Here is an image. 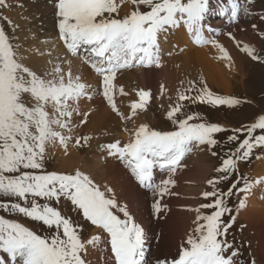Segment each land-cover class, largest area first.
<instances>
[{
    "label": "snow or ice",
    "instance_id": "6c2138e0",
    "mask_svg": "<svg viewBox=\"0 0 264 264\" xmlns=\"http://www.w3.org/2000/svg\"><path fill=\"white\" fill-rule=\"evenodd\" d=\"M57 18L58 38L66 57L59 62L49 59L35 69L23 63L20 46L0 26V264H88L89 248L107 255L110 264H145L144 228L136 221L127 203H121L111 187L97 185L79 169L71 172L47 170L49 149L57 145L67 155L75 127L86 124L90 112L82 111V99H93L98 93L110 110L122 120L132 121L138 110L144 111L152 99L150 90H137L138 99L129 105L124 115L117 104V92L126 96L123 86L114 83L118 73L136 67H162L163 41L183 28L197 46L211 45L218 49L220 59L231 60L227 49L219 42L222 33L208 23L212 15L226 17L237 24L240 14H249L253 0H52ZM133 8L124 15L121 6ZM11 5L0 0V8ZM144 6L147 10H141ZM9 25L12 21L0 13ZM264 20V16H261ZM15 27V26H13ZM256 28V25L252 26ZM207 33V35H206ZM226 35L236 40L232 32ZM264 35V34H262ZM238 47L240 42L236 41ZM86 54V64L98 77L96 88L72 71V60ZM184 49L181 48L180 51ZM241 51L252 60H259L256 50L244 44ZM45 55V53H41ZM50 56V53H47ZM167 55L171 56L169 51ZM183 84V81H181ZM163 94L165 86L160 85ZM171 99V98H170ZM185 101L196 104L235 108L245 101L235 96L215 94L201 79L188 81L168 105V129H157L141 123L134 129L125 128L130 139L101 145L107 155L120 160L130 171L138 186L152 197V214L159 217L168 210L162 203L166 195H175V174L185 167L182 161L194 148L207 150L218 145L216 134L231 132L227 141L234 149L225 153L216 176L206 180L208 190L201 193L206 203L195 208L193 227L176 256L157 260L156 264H236L239 254L233 250L226 235L230 225L222 217L231 211L226 198L247 195L256 185L264 186V177L248 178L239 173V162L249 160L258 146H264V114L254 122L240 127L225 128L205 120L199 113L186 108ZM80 117L79 125L73 123ZM91 139L82 135L74 139L83 146ZM212 156L217 152L211 151ZM157 171L166 178L156 179ZM233 181L227 190L221 182ZM241 181L242 186H241ZM69 202L75 211L98 231L88 238L81 235L82 226L57 207ZM241 208L245 199H240ZM38 222V233L22 220Z\"/></svg>",
    "mask_w": 264,
    "mask_h": 264
},
{
    "label": "bare ground",
    "instance_id": "6f19581e",
    "mask_svg": "<svg viewBox=\"0 0 264 264\" xmlns=\"http://www.w3.org/2000/svg\"><path fill=\"white\" fill-rule=\"evenodd\" d=\"M23 2L26 4L22 5ZM7 3L11 6L5 8L4 13L6 16L12 19L13 24L19 34L17 43L20 46V54L24 57L23 63L35 69H39L42 66H45L46 62L49 59L53 60L56 59L57 57H63V58L66 57L65 48L58 50V48H60L59 46L54 48L53 45L49 44V42L51 41H47V39L51 37L55 32L54 31L55 24L51 17V14L54 15V7L52 0H7ZM19 4L24 8H26L25 11L28 10L27 13L25 11L24 12L27 16H29L31 22H26L25 20H22L21 17L18 16L17 14H12V13L10 14L12 7H18ZM129 5L130 3L123 4L124 7L126 6V8L124 9V7L123 8L121 7L120 9L121 15L130 12L127 9ZM39 14L41 15V19L37 18V15ZM39 22H43L44 26L38 25ZM224 22L226 21H222V23ZM56 23H57V18H56ZM222 23L217 22L216 25H220ZM181 29L182 30H175L173 34H170L167 38V41H163L162 39V47L164 49V53L162 57H170V58H166L164 60V64L158 70L154 72L152 71L153 72L152 79L157 81L161 80V82L164 84L165 88L168 89V91L175 93V94L172 93V95L174 96L176 95V93H178L177 91L187 87L188 81L190 80L199 81L201 79H203L205 82L213 83L216 87H219L220 89H224L226 93H229L231 91L229 86L230 81H228L227 78L225 77L227 71L225 69L220 68L217 65L216 61L213 60L214 57L220 58L219 50L214 48L213 46H211L210 49H205L204 48L205 46L194 45L191 42L190 37L186 34L185 30L183 28ZM21 34L26 35L24 43ZM218 40L220 43H222L225 39L223 37L222 38L220 37ZM248 40H250L251 44H255V46L257 44L259 48L262 46V43L254 42L251 38ZM36 46H39V48L36 49ZM250 47L253 46L251 45ZM181 48H183L184 50L180 51ZM192 49L194 50L193 52L191 51ZM169 51L172 53L171 56L167 55ZM41 53H45V55H41ZM47 53H50V56L47 55ZM244 54L245 52L243 51L240 54H236L238 65L237 68L234 70L238 76H243V66H244V58H245ZM68 58L72 60V71L74 74L81 75L83 81L86 83L89 78L91 79L90 80L91 82H94L95 79L89 77L88 70L85 67L84 63H82V61H79L74 57H68ZM223 61L225 62L224 59ZM225 64L227 65L226 62ZM147 71L148 70H141L138 73L131 72L128 74L127 77H124V75H127L125 73L122 76V78L118 77L117 81L122 84H126V83L132 84V82L136 80L137 78L136 76L139 74H143L146 80L151 81L150 73ZM202 74L205 76L204 78H202ZM124 80H126V83H124ZM181 81H183V84H181ZM131 95H132L131 102L135 101L138 98V96H135L132 93ZM168 95L170 97L171 94ZM96 103L98 105L97 110L94 113L90 112V116L87 123L84 126L79 127L80 134L73 130L71 134L73 136V141L75 137L82 135L88 136L90 131H92L95 134L102 133V139H99V142L108 141L112 139H116V140L123 139V142L124 141L128 142V140L130 139L129 133L123 132L119 128H115L116 125H113L111 121L108 120L106 117L108 116L114 122L116 119L114 117H110L111 115L108 110L103 109L104 105L101 101H97ZM124 104H127L126 101H124ZM79 108L82 110L83 105L80 104ZM146 110L144 111L138 110L137 115L141 116L139 119H137L139 124L143 123V121L146 120L145 119ZM126 113H130L129 107ZM122 133L124 134V137H120ZM113 134L115 136L111 138ZM117 134H120V136H118ZM75 147H71V148L68 147L67 155L65 154L64 149L59 145H57L55 148L52 149L54 151L53 154L57 159L56 167L58 168V171L71 172L78 167L81 169L82 172L86 174L90 173V177L93 179L94 182L97 180L98 183L96 182L95 183L99 186H101L103 182L110 184V181L108 179L110 178L114 179V182L111 183V185L114 187L112 189L114 190V192H116V194H120L121 192H129L135 188L136 185L133 183L131 178L128 177L127 172L123 170L118 165V163L113 162L115 161V158L112 157L113 161L107 160L105 164L101 162L102 153L104 149L100 148L98 145H94L92 139H90L86 145L80 146V149L82 147L86 149V153H85L87 154L86 157L82 155L81 153L82 150H78L77 146ZM194 153L195 152L193 151V154ZM201 160L207 165H204V163L203 164L201 163L200 165L199 162H201ZM211 161H212L211 157H209L206 153H202L196 156L195 158L191 159L190 161V163H192L191 166L186 167L185 165V167L179 169L174 176L175 178L181 179L179 181L181 183V184L179 183L180 185L176 182L179 185L177 191L179 192L183 190L185 193H192L195 190H198V192L202 191L201 189L203 188V185L196 184L192 182V180L195 178L196 173L199 171L201 167L210 168L209 162ZM166 175L167 174H165V176ZM260 175H261L260 177H264V172ZM94 176H96L97 178L95 179ZM262 188L264 190V186ZM259 189H260L259 186H255L253 188L252 196L256 195L254 193L259 191ZM176 194L174 196V199L172 200V203L169 205L171 208H173L170 212V214L174 216L172 220L176 221L183 217L191 218L190 215L188 214L184 215V213H181L179 215L174 211L175 207L184 208L188 203H190V201H188L185 197L182 198V196ZM124 200L127 201L129 204H132L134 201H137L133 199L132 195L129 196L128 194L124 195ZM254 200L256 205H258V203L262 204L260 200H257V197L255 199L254 198L251 199V203L254 202ZM245 202L249 204L248 199H245ZM145 203L146 200L144 198V202L137 201L136 205L139 207H143L145 206ZM62 206L64 207V205ZM254 215L256 216V214ZM240 216L241 218L246 219V223L248 224V227L253 228L257 241L258 243H260L262 239V234H261L262 228H258L257 224L260 223V221L261 223L263 222L262 227L264 228V209L258 212L257 218H255L252 214L248 213V211H243ZM190 227H192L191 223H190ZM97 231H98L97 229H94L91 235L95 234ZM176 248L177 247L174 246L167 248L170 249L168 256H171V259L172 256L175 255L174 250ZM86 258L88 264H97V262H100L99 264H109L106 260H104L107 259V255L105 253L100 251H93L91 248H89Z\"/></svg>",
    "mask_w": 264,
    "mask_h": 264
},
{
    "label": "rangeland",
    "instance_id": "374dc122",
    "mask_svg": "<svg viewBox=\"0 0 264 264\" xmlns=\"http://www.w3.org/2000/svg\"><path fill=\"white\" fill-rule=\"evenodd\" d=\"M246 6L249 8V14L245 15L243 12L240 14L241 24H239V25L243 24L242 27L239 25H236V26H234V29L232 31V33L236 36V41L240 42V47H238L237 44H235L232 41V39H230L229 37H226L223 35L222 36L220 35L217 37L218 39L220 37L221 38L223 37L225 39L221 44L227 49L230 57L234 61L231 59L230 60L231 62H229L228 60L224 59L225 62L227 63V65H226L225 62L223 61V59L216 58V57L213 58V60L216 61L217 65L220 68L225 69L227 71V73L225 74V77L227 78L228 81H230L229 86H230L231 91L229 93H226L224 91V89H220L219 87H216L213 83L206 82L207 85L209 86V88L215 94L224 95V96H235V97L240 98L242 101H245V102L239 106H236L235 108H229L228 106H213V105L203 104V103H199V102L196 104H191V103L186 101L187 103H189L188 105L186 104V108L188 110H190L191 112L197 113L195 108L197 106H201L203 109L200 107V111L201 112L203 111V118L205 120H207L209 122H213V123H218L220 125L225 123L226 127L229 126L230 128L240 127L243 124L251 123L253 120L258 118V115L264 114V35H262V34H264V20L261 19V16H264V0H259V1L253 0L252 4L246 5ZM121 7L123 8L124 6L122 5ZM23 8L24 7L21 6L20 4L18 5V7H12L10 14L11 13L17 14L18 16L21 17L22 20H24L22 17L25 15L24 11L26 8H24V9ZM125 8H126V6L124 7V9ZM132 8H133V6L131 4L127 7V9L129 11H131ZM21 9H23V10H21ZM141 10H147V9L144 8V6H141ZM259 10H262V14H259ZM216 16L217 15H212L211 17L216 18ZM256 17H259V18L256 19ZM220 18L222 20L221 21L215 20L216 22L214 24H212L211 20L208 19V23L210 25H212L214 28L219 29V31H220V27L215 26L216 23L217 22L222 23V21H228L226 17H220ZM3 24H5L4 21L2 19H0V26H2ZM253 25H256V28H253L252 27ZM179 30H182V29H179ZM223 31H224V29H223ZM21 35H22L21 37H23V43H24L26 35H23V34H21ZM18 36H19V34H18ZM250 38L254 42L262 43V46L259 48V46L256 44V46L258 47L257 48L255 46V44L250 43V40H248ZM241 43H243V44H241ZM245 43L248 44L249 46L252 45L254 48L258 49V50H256L255 54L258 55L260 57V59L259 60H252L251 57H249L246 53L245 55L247 57V62H246V66H245V64L243 66V76H238L234 70L237 68V65H238L236 54L242 53L241 48L243 47V45ZM38 48H39V46H36V49H38ZM204 48L210 49L211 45H207ZM191 51L193 52L194 50L192 49ZM196 51H198V50H196ZM208 52H210V51H208ZM219 54H220V52H219ZM220 56H221V54H220ZM234 56H236V57H234ZM153 72L152 71L149 72L151 81L146 80L144 78L143 74H139L136 76L137 77L136 80H134L132 82L133 83L132 86H129L130 84L126 83V80H124V83H126L124 85H126L127 89L131 90V93L134 94L135 96H137L136 95L137 85H138L139 90L140 89L150 90L151 95H152V99L150 100L149 105L147 107V110L145 113L146 114V118H145L146 120H144L143 123H145V121H146V123H148L151 127H154L157 129H168V128H170V126L169 125L167 126L168 120L166 119V109L168 108V105L170 103H173L175 101L178 93H176V95H175L176 97H175L174 95H172L173 92L168 91V89L165 88L166 92L165 91L163 92V94L165 96L162 95L161 91H160V85L163 83L161 82V80L157 81V80L152 79ZM126 74L127 75H124V77H127L129 73H126ZM146 74H148V73H146ZM204 77L205 76L202 74V78H204ZM167 93L171 94L172 97H171V95L169 97V95ZM173 94H175V93H173ZM162 100H164L165 102L167 101V102L164 103V101H162ZM158 104H159V106H158ZM88 112H90V111H88ZM110 115H111L110 117H114L111 113H110ZM78 117L79 116H74L73 121L77 120ZM106 118L108 120H110L113 125H116L115 128H119L120 123H119L117 118L114 117L116 119L115 120L116 123L114 121H112L111 118H109L108 116ZM124 126H126L125 122H124ZM135 127L136 126H133V129ZM117 135L120 136V134H117ZM228 135H231L230 131L219 133V134H216V136H215V138L218 140L219 143L214 148L219 150L220 155H222L221 157H224L225 153L229 152L230 150L234 149V147H235L234 144H231L227 141ZM120 137H124V134L122 133V135ZM114 141H115V139H112L110 142H114ZM126 142L127 141H124V142L121 141V143H126ZM73 145H74V141H70L68 147L69 148L74 147ZM77 147H78V150H82L81 151L82 155L84 157H86L87 156V154H85L86 149L84 147H82L80 149V146H77ZM262 147L263 146L256 147L253 151L252 157L247 161H243L246 166L253 168L255 158L258 155H263V153H264V148L262 149ZM100 148H101V146H100ZM75 149H76V147H75ZM197 149L198 148H194V150H193L196 153V154L194 153L195 155L198 154ZM211 150H213V149H211ZM53 152L54 151L52 149H49V155H48V159L46 162V168L49 171H51V170H57L58 171V168L56 167L57 166V159L55 158V155L53 154ZM194 154H193V152H191L185 157V159L182 161L183 163H185L184 165L188 166V164H189L188 162H189L190 158L192 157V155H194ZM221 162H222V160H220V164H221ZM199 163L201 165V163L203 164L204 162H202V160H201V162H199ZM191 164L192 163H190L189 165H191ZM204 165H207V164L204 163ZM215 165L216 164L212 159V161L209 162L210 168H202L201 167L199 169V171L196 173L195 178L192 180V182H194L196 184L203 185V188L201 189L202 191H200V192H198V190H195L192 193H185L183 190H181V191H179L180 192L179 193L177 190L179 188V185L181 184L179 182L181 179L174 177L176 182L178 184L179 183L180 184L178 185L176 183L175 187L172 188L171 191L173 190L172 192L178 193L180 196H182V198L185 197L188 201H190V203H188L189 205L188 204L186 205V210H177L178 208L175 207L174 211L179 215L181 213H184V215L188 214V215H190L191 218L183 217L179 220L174 221V220H172V218L174 216L172 214H170L169 223H170L171 227L166 230V237H165L166 242H163V243L161 242V238H162V236H164V234L161 236L160 235L157 236L156 235V229L153 232H150L151 244L149 246V252L145 256L146 261L151 260L155 256L157 257V255H159V253L161 251H167L168 252L170 249H167V248H169V247L174 246V247L179 248V246L184 242V240L182 238L185 237V234L190 233V231L192 229V227H190V223H192L194 216H195V213L189 211L188 208H195L198 206L199 199L202 198L201 193L203 191H205V188L208 186V185H205L206 180L211 178L210 176L212 175V172L215 168ZM254 167H255V168H253L254 171L252 169L248 175H250V176L253 175L254 178H256V177L259 178L261 176L260 174H262L264 172V155L258 158V161ZM76 169L81 170L78 167ZM165 174L166 173L162 174L161 177L156 178L157 181H159V179H161V178H166ZM88 175L90 176V173ZM236 176L237 175H233L231 179L236 178ZM94 178L96 179L97 177L94 176ZM248 178H250V177L248 176ZM108 180L110 181V184L114 182V179L110 178ZM95 182L98 183L97 180ZM183 182H185V181H183ZM242 183L243 182L241 181V184ZM219 186H220V184H219ZM256 186H259L260 189H259V191L254 193V194H256L254 196H252L253 189L247 195V198H245V195L242 193H238V195H237V198H239V200L240 199H248L249 204L245 202V206L242 209H243V211H248V213L252 214L255 218H257V216H258V212L260 210L264 209V190L262 188L263 186H261V185H256ZM185 187H188V186H185ZM206 190H208V188ZM178 194H176V195H178ZM185 195H187V196H185ZM115 196H116V194H115ZM170 196H171V198H170ZM174 196L175 195H166L162 200V203L168 205V210L170 208L169 205L172 203V200L174 199ZM256 197H257V200H260L262 204L258 203V205H256L255 200H254V202L251 203V199H253V198L255 199ZM189 198H193V199H189ZM206 202L207 201L204 200L203 203H206ZM132 204L136 205L137 201H134ZM238 204L239 203L237 202V205ZM56 206L60 208V204L56 205ZM60 209L62 210V212L65 209V212H67L69 214L68 217H70L73 221H74V219H73V216L71 214L76 213L77 216L75 218V222L81 226L85 225V223L83 221H77L76 220L77 218H78V220H80L79 214L75 211V209L71 206V204L66 205L65 208L63 206H61ZM165 212H167V211H165ZM165 212H163V213H165ZM254 214H256V216ZM240 219L246 222V219L241 218V216H240ZM21 222L26 223V225L28 227L32 228L33 230L37 231L38 233H41L44 231V229L42 228V226L38 222H31V221H28L26 219L22 220ZM161 224H163L162 230L164 233L168 222L162 221ZM257 225H258V228H262L261 242L260 243L257 242V238L254 234V231L250 232L251 237H249L247 239L251 240L253 243L255 242V250L257 251V256L253 255L252 258H258L259 264H264V228L262 227L263 222L261 223V221H260V223H258ZM88 231H87V229L81 230L82 234H84V232L86 234L85 236H83V238H88L90 236V234H89L90 232L88 233ZM247 231L248 230H245L246 233H247ZM228 232L230 233L228 235L233 234L231 229H228ZM252 237L254 238L255 241L253 240ZM179 240H180V242H179ZM155 241H157V247H154ZM227 241L229 242V238ZM169 244H172V245H169ZM240 247L242 249L241 251H243V252L246 251V248L244 245H240ZM177 248L175 249L176 251L174 250V254H175L174 256H176V254H177V251H178ZM237 249H240V248L237 247ZM163 255L164 254H162V256ZM174 256H172V258ZM0 257H3L6 261L9 259L6 256V254H4L2 252H0ZM86 260H87V258H86ZM104 260H106L110 264L108 257H107V259H104ZM169 260H171V258ZM235 262H236V264H244V255L241 257L238 254L235 257ZM99 263L100 262H97V264H99ZM253 264H258V263H253Z\"/></svg>",
    "mask_w": 264,
    "mask_h": 264
}]
</instances>
